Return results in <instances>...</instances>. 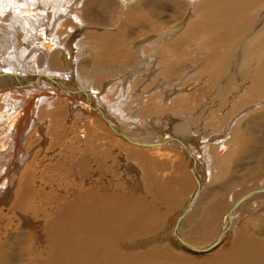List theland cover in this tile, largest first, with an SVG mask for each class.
<instances>
[{
    "label": "bare ground",
    "instance_id": "obj_1",
    "mask_svg": "<svg viewBox=\"0 0 264 264\" xmlns=\"http://www.w3.org/2000/svg\"><path fill=\"white\" fill-rule=\"evenodd\" d=\"M118 1L128 7L121 9L125 22L118 24L116 32L106 35L87 33L86 40H91L88 44L82 35L79 37L78 31L83 25H93L96 23L94 20L99 22L96 18L98 9L109 15L102 16L104 23L112 21ZM258 1L0 0V189H3L0 192V207L8 206L15 223L14 230L9 231L10 237L0 242V264H181L179 259L171 258L166 252L163 256L158 253L156 261H153L150 251L160 249L162 245L167 247L170 245L168 242L174 245L173 236L185 250L199 253L198 250L203 249L207 252L206 248L217 240L222 243L232 231L228 248L217 249L213 256L194 264H264V236L257 238L252 233L253 228H259L264 234V180L248 187L229 206L222 201V194L231 183L229 179L222 180L217 191L204 194L212 184L216 166L224 173L231 160L246 147L248 150L252 137L248 130H240L237 126L242 117L264 107V0H260L263 1L259 2L261 5ZM182 8H186L185 13L177 15L176 12ZM257 14L261 18L256 21ZM165 26H176L173 35L164 34ZM76 43L80 50L85 48L82 51L86 56L85 63L80 65ZM152 45L157 46L158 55L153 54L155 48L150 47ZM93 56L96 61L91 59ZM114 64L117 71L111 76L107 72L108 77H104L108 70L104 71V68ZM141 70L147 78L155 72L159 78H187L180 88L163 86L166 90L160 104H149L145 108L148 115H156L148 118L130 109L128 104L133 90L137 88L134 76ZM198 70L201 76L196 78L194 72ZM229 78L230 82L226 84ZM97 80L100 81L96 83ZM205 82L214 85L223 83L220 89H214L217 96L225 85H231L232 89L225 94V99L209 100V96L200 106L202 110L204 107L212 109L209 114L211 124L216 125L220 117L226 122L221 132L214 133L216 135L201 137L189 130V124L195 118L187 124L185 108L192 106L200 96L210 94L211 87ZM190 86L192 90H189ZM140 89L139 86L137 94L141 93ZM64 102L68 106L67 113L72 112L71 118L75 120L84 116L85 120L81 122V127L78 122L79 131L74 129L72 132L74 136L80 132L84 138L79 145V160L68 162L74 171V178L72 181L58 180L53 173L54 167L48 164L49 167L42 169L50 172L54 178L51 182H57V186L54 184L55 191L30 190V182L35 187L42 183L38 181V176L32 180L27 168L26 163L30 161V155L25 152L27 139L30 133L37 137L48 134L44 125L48 119L40 120L41 114L53 117V132H57L55 125L62 129L59 125L61 119L57 116L65 113ZM10 109L12 112H7ZM228 109H234V114L229 115ZM262 110V114L254 115L253 123L263 128L257 142L264 144ZM6 113L9 114L7 118L4 117ZM10 113L15 114L11 117ZM74 120H70L71 123ZM204 125H207L206 120ZM104 138L110 141H104ZM114 138L145 151L160 152L167 148L176 152H173L175 156L184 155V165L191 176L187 174L185 182L182 178V184L189 189L192 183V189L185 201H181L180 205L184 203L179 205V212L168 218V226L156 229L161 214L151 216L145 206V209L140 206L136 211L133 206L129 208L131 205L126 204L123 197L115 199L113 194L111 198L108 195L109 199L101 197V194L104 196L111 190L105 183L107 174H114V177L117 174L119 177L127 175L126 182L133 185L132 176L143 173L142 169L146 168L139 169L141 165L135 160L131 161L135 167H131L128 156L123 162L119 161L120 155L115 156L112 150L111 157L103 160L101 146L114 150L115 147L111 148ZM8 147L14 158L12 155L6 156L7 159L3 157L6 154L3 151ZM261 148L255 146L247 153L258 171L249 174L253 178L264 175V149ZM41 153L34 152L31 158L38 159ZM43 153L45 157H40L39 163L55 157L53 151ZM130 153V157L135 155L132 151ZM68 158L69 154L56 158L54 163L57 160L67 161ZM140 174L139 177H142L144 173ZM10 176L11 182H8ZM101 179L104 181L98 185ZM155 184L158 188L162 185L161 181ZM143 190L147 198L152 194L148 188ZM156 194L158 196V192ZM89 198L103 202L91 204ZM108 200L119 202L117 213L110 215L112 211H108ZM32 201L37 210L29 212ZM85 213L93 216V224L82 216ZM38 214H41L40 217L36 216ZM211 214L215 219L220 216L218 226ZM190 216L195 238L209 232H203L205 227L217 226L208 242L194 245L183 236L182 225ZM8 220L10 218L0 208V222L6 226L4 229H10L13 224L9 226ZM142 244L145 246L141 247ZM175 248L178 255L185 253L179 246ZM176 252L174 257L181 258Z\"/></svg>",
    "mask_w": 264,
    "mask_h": 264
},
{
    "label": "rangeland",
    "instance_id": "obj_2",
    "mask_svg": "<svg viewBox=\"0 0 264 264\" xmlns=\"http://www.w3.org/2000/svg\"><path fill=\"white\" fill-rule=\"evenodd\" d=\"M196 2H198V0H196ZM259 2H262L263 3V1H260V0L258 1V3ZM262 3H259V5H261ZM119 5H120V1H118V4L116 6V10L114 11V16H113L114 19L112 21H105V23L101 20L103 18L102 16L105 17V16H109V15H108V13L106 11H102L101 9H98L97 12H96V14H97L96 18L99 20V22H97V20H94V21H96V23L94 22L95 24H93V25H89V26L83 25L81 27V29L79 28L80 29L78 31L79 37H81V35H82L83 36L82 37L83 40L86 41L87 44H88V43H91V40L89 38L86 40L85 36L87 35V33L95 32V33H101L102 35H106L105 33H114V32H116L117 29H118V27H119L118 24H120L121 22H125V20H124L125 19L124 18L125 14L122 13L121 9L123 10L124 7L125 8L128 7V5H124V4H123L124 6L122 4L120 6ZM257 5L258 4H256V6ZM185 9L186 8H182L181 10H178L176 12V14L178 15L181 12L182 13H185ZM50 11H52V9ZM253 13H255V11ZM50 15L51 14L49 13V17H50ZM171 15H175V14H171ZM253 15L254 14H252V16ZM257 15L255 17V20L256 21L261 18L259 16V14H257ZM115 16H117V17H115ZM198 16H199V14H198ZM101 23L102 24L104 23V25H101ZM176 26H165V28H164V32L165 33L164 34H171V35H173V31L175 30ZM44 28H45V26H44ZM181 28H182L183 31L185 30L184 29V26L181 27ZM110 29H112V30H110ZM183 31H181L180 36H181V34H182ZM67 33L68 32H66V34ZM63 37H64V34H63L62 38ZM76 41H74V42H76ZM163 42H161V46H162V43ZM132 46H133V43H131L130 47H132ZM150 47L155 48V52H153V54H157L158 55V52H156V47L157 46L156 45H152ZM76 48H77V56H78V60H79V65H80L81 62H84L85 57H86L82 53V51H84L85 48H82L80 50L79 47L77 46V43H76ZM93 50H94V48H93ZM91 59H94V61H96V58H94V56L91 57ZM133 59H134V57H133ZM202 65H205V63H203ZM95 66H96V64H95ZM109 66H111V67H109ZM55 67L57 68L59 66L55 65ZM157 67L158 66H156L155 71H156ZM114 69H116V70H114ZM151 69H152V65L150 67V71H151ZM105 70H107V71H106V74L105 73L103 74V76L104 77H108V76H106L108 74L111 76V74L113 72H116L117 71V65H115V64L114 65H107L104 68V71ZM220 71H221V68H220ZM107 72H108V74H107ZM142 72L143 71L141 70V71L138 72L139 75L136 74L134 76V77H136L134 79L135 80L134 85L137 86V88L135 90H133V94L131 96V101L128 104H129V108L130 109H135V110L138 111V113L140 112V115L146 116V117H143V118H148L149 116L155 115V114L148 115V113L146 111L148 109H145V108L146 107H149V104H152L151 106H153V105H159L160 104V102L162 101V99L164 97V92L166 90L165 87H173V88L174 87H176V88L179 87L180 88L184 83L187 82L186 81L187 78H185L183 76H176L174 79L171 78V77H168V76H163L162 78H159L156 75L157 72H155L154 74L150 75L149 78H147L145 75H142L141 74ZM194 74L196 75V78L199 77V76H201L199 74V70L196 71V72H194ZM138 76H140V77H138ZM100 80H97L96 83H98V81H100ZM229 82H230V78L226 81V84H228ZM205 83H206L207 86H210L211 87V91L209 92L210 94L209 95H206L204 97L203 96H200L199 98H197L192 103V106H188L187 108H185V112H186L187 117H188V120H187L188 123L187 124H189L195 118L193 120L192 124L191 125L189 124V130H191V132H193V134L194 133H197L201 137H206V135L207 136L208 135H216L217 133H219V132H221L223 130L224 125H225L226 122L225 121H222V118L220 117L217 120V124L216 125L211 124L210 123V115L209 114L212 113V109H207V108L204 107V109L202 110V108H200V106L205 104V101L204 100L206 99V97H209V96H210L209 100H211L213 98H215V99H218V98L219 99H225V94L226 93H230L229 90L232 89L231 85H225L223 87V90H222L221 94H219L217 96L216 95V92L214 93V89L215 88L220 89V85L223 84V83L222 82H218L215 85L212 82L211 83L205 82ZM165 84H166V86L163 87ZM45 86H47V85H45ZM139 86L141 87V89H140V92L141 93L137 94V91L139 89ZM192 89H193V87L190 86L189 90H192ZM142 90H145V92L142 93ZM49 103H50V105L51 104L53 105V102H49ZM64 105H65V107H64ZM44 106H46V105H44ZM66 107L68 108L67 104L64 102V104H63V108L64 109L63 110H64L65 113H62L60 115L61 117L57 116L58 119L59 118L61 119L59 125H60V127L62 129H60L59 126L55 125L57 132L56 133H55V131L53 132V130H52V126L54 124V123H52L53 122L52 121L53 120V117H50V115H48V114H44V116L41 114V116H43L44 119L40 116V120L42 119L44 121V120L48 119V121H46V124L44 123V125L46 126V129H45L46 134L47 133L48 134L46 135V137H43L40 134L37 137V135L34 136L33 133L32 134L30 133V135H29L30 137L28 138L29 140L27 139V144H26L27 148H26V146L24 147V148H26V151L25 152L28 155H30L29 156L30 157L29 158L30 161L28 160L29 162L26 163L27 164V168L29 167L28 170L30 171V174L32 176V180H33V178L37 179V176H38V181L40 180L41 183H42L41 185H39V187H35L30 182V184H29L30 187L28 188L30 190H32V188L33 189L39 188L43 192L55 191V188L57 186L56 185L57 182L56 181L51 182L52 180H54V178L50 175V172H48L46 170L43 171V169H46L47 166L49 167L50 164L54 167L53 168V173H54V176L58 180H61L63 178L66 181H72V179L74 178V171L69 166V163L68 162H72L74 160H77V161L79 160V155H78V153L80 151L79 150V145H81L80 142L83 141L84 138H83V136H82V134L80 132H77L78 133L77 134L78 137L77 136H74L75 134L72 133V132L74 131V129L76 131H79L81 129L80 127H81L82 123L85 120L83 118L84 116H82L81 118H78L77 117V119H75V120L73 118H71V115H72L71 113L72 112L70 111V113H67L68 111H66V109H67ZM262 109H264V107H261V108L256 109L255 112L253 111V112L247 114V116L245 115L244 117H242L243 119H241V121L237 125L240 130H244V131H247L248 130L249 133H250V136L252 138L249 140L248 150H247V147H246L245 150L242 153H239L233 160L230 161L229 167L228 168H225L224 173H226V174L231 173L232 175L230 177H229V175H225L216 166L215 170H213V179L211 180L212 184L207 187V189L205 190L204 194L207 191H208V193L211 192V191H213V190L217 191V188H218L220 182L222 180H227L228 181V179H229L231 183L227 187V191L222 194L223 204H227L229 206L235 200V198L239 197L242 193H244L248 187H250L253 184H259L260 182H262L264 180V178H262L264 175L259 176V177H254V178H253V176H249V174L251 172H258V171L256 170V168H254L255 167V162H253V159L252 158H249L248 155H247V153H248L249 150L255 149V146L257 148H259V147L262 146L261 149H264V144H261L260 142L259 143L257 142L258 138L260 136H262L261 134H263V130L261 131V129H263V128L261 127V129H260L259 128V125L257 126V124H255L256 125L255 126L254 123H253V119L255 118L256 114L257 113H258L257 115L262 114V113H260V112H263ZM163 111L164 110L162 109V112ZM7 112H12V109H10ZM234 112H235L234 109H232V111L230 109H228V114L229 115H233ZM11 114H12V116H14L15 113H10V116H11ZM8 115L9 114L6 113V114H4V117L7 118ZM241 115L242 114L239 115V118L241 117ZM69 116H70V118H69ZM252 116H253V118H252ZM70 120H74V122L71 123ZM205 120L207 121V125H204V121ZM78 122H80L79 123L80 124V127H79ZM248 123H250V124H248ZM186 126H188V125H186ZM78 128H79V130H78ZM96 128H97V126H96ZM233 128H234V126H233ZM233 128H232V130H233ZM191 132H190V136H191ZM214 133H216V134H214ZM88 134H90V133H88ZM39 136L40 137H43V138H40ZM35 137H37V138H35ZM46 138H47V140H46ZM89 138L91 139V137H89ZM31 139H33V140H31ZM115 139L117 140V138H114L113 141L111 139V141H112L111 148H114L115 147L114 150L113 149H110V148H105L104 145L101 146V152H102V158H103V160L105 158H110L111 157V150H112L114 152V155L115 156L116 155H120L118 157L119 161L123 162L124 159L127 158V156H128L129 157L128 159L130 160V162L128 160L129 164H131V161H134L135 160L134 162H136V163L138 162L137 164H140L141 165L139 167V169L141 167L142 168L143 167L144 168L146 167L145 168L146 170L144 169V171H143V169H142V172L144 174L141 173V172L138 173V174L141 173L140 175L143 174L144 176L142 175V177H139L138 174H136L137 176H135V175L132 176V179L131 180H134V181L132 182L130 180V182H132V184L134 183L133 185H131L130 183H127L126 182V176L127 175H125V176L120 175V177H121L120 178L119 175L117 174V175H115V177H116L115 178L114 177V174L109 175V174L106 173L108 175L107 176V179H109V182H107V179H106V182L105 183L108 186H110L111 188L110 187L109 188L111 190H113V191L111 193V190H109V191H107L108 193L104 194V196H102V194H101V197H107V199L111 198V196H113V195L115 196V199L118 198V196H120L121 198L123 197L124 202L126 204H128V205L129 204L131 205V206H129V208H132V206H133L132 209H134L136 211H137V209L140 206H142L143 208L145 206V208H147V210H148V214L149 215L154 216V215H157V214H161V215H159V216H161V219L159 220V224H157L155 226L156 229H160V228H164V227L168 226L169 225L168 218L172 217L173 215L175 216L176 213L179 212L178 209H179V205H180L181 201L184 200L189 195V193H190L189 191H191V189H192V183L190 184V188L189 189H187L186 186L185 185L183 186V184H182V182H183L182 181V178H185V180H184V182H185L186 181L187 174L188 175L190 174V173H188L189 172L188 167L186 166V164L184 165V162H185L184 161L185 160L184 155L180 153L179 155L175 156L176 152H174L173 150L171 151V150H169L167 148H166V150L164 149L163 151H160V152L159 151L158 152H152V151L150 152V150H146L145 151L144 148H140V147H137V146L127 145V142H123L122 143L120 140L115 141ZM103 140L104 141H110L109 138H106V139L104 138ZM45 141H46V144H45ZM117 142H119V144ZM36 143H38V144H36ZM125 143H126V145H125ZM121 144H123L124 145L123 147H125L124 152L122 150L124 148L122 147ZM231 145H232V143H231ZM59 147H60V149H59ZM64 147H66V149L69 151L68 153L65 151L66 149H63ZM31 150H32V152H30ZM46 150L51 151V152L53 151L52 155L55 156V157L50 158L49 161H44L43 160V162L39 163L40 157L41 158H43V156L45 157V153H43V151H46ZM40 151L42 153L38 156V159L31 158V157H34L32 155L34 152H35V154H37ZM131 151H132L133 154H135L133 157H130L128 155V153L131 154L130 153ZM168 151H169V153L167 154ZM3 152H6V154L3 156L6 159H7V157H9L8 155H12V157L14 158L13 153L10 150L9 147L7 148V150H4ZM25 152H23V154ZM125 152H128L127 155L125 154ZM29 153H31V154H29ZM159 153L162 154V155H160ZM62 154H64V155H62ZM68 154H69V158H68L67 161H58L57 160V162L54 163L55 160H56V158H59V159L60 158H64V156H68ZM153 154H155V155H153ZM165 154H167L166 157H165ZM144 156H145V159L146 160L145 159H142V158H144ZM136 159H137V161H136ZM134 162H132V164H134ZM141 162H143V163H141ZM30 163H32V166L30 165ZM37 163H38V165H36ZM147 163H149V164H147ZM28 164H29V166H28ZM132 164H131V167H135ZM101 169H102V166H101ZM31 171H32V173H31ZM133 171L135 172L134 169H133ZM102 173L105 174L104 171H103V169H102ZM145 174H146V177H145ZM117 176L119 177L118 179H117ZM190 176L191 175H189V177ZM138 177H139V179H138ZM144 177H145V179H147L146 183H145V180L143 179ZM77 179H79V178H77ZM116 179H117V181H116ZM103 181H104V179H101V181H99L98 185H101V183ZM156 181H158V183H160V181H161L162 185H161L160 188H158V186L155 184ZM8 182H11V176L8 178ZM54 184L56 186H54ZM146 186H147V188L152 193V194H149V197L148 198L146 196L145 191L144 190L142 191V189H146V191H147ZM117 187L119 188L118 190H117ZM2 190L3 189L1 188L0 189V192H2ZM114 192H116V193H114ZM157 192H158V196L156 194ZM159 192L162 193V194H160V196H159ZM163 193H165V195ZM111 194H113V195H111ZM108 195H109V198H108ZM258 197H260V196H258ZM90 200H91V202H90ZM258 200H260V199H258ZM88 201L91 204H95L97 202H103L101 200H96L94 198H89ZM108 201H110V200H108ZM184 201H183V203H184ZM112 202L113 201L111 200L108 203V205H110L112 207H110V206L107 207L106 206L108 209L110 208L108 211H110V212L112 211L110 213V215H113V214H115V213L118 212V203L119 202H117L116 200L113 203ZM139 203L141 205H139ZM9 206H11V204ZM33 206L35 207L34 201L31 202V206L29 208L31 211H29V212H32L33 210L34 211L37 210V208L36 207L33 208ZM7 207H8L7 205H1V207H0L1 208V212L4 215H6L8 218H10V221L8 220L9 221V226H10L11 223H13V224L11 225V228L10 229H4L6 226H4V224L2 222H0V224H1V226H0V242H4L5 241L4 239H6L7 237H10L11 232H9V231H13L14 230L13 227H14V224L15 223L12 222V220H14L13 219L14 217H13L12 214H10L11 213L9 211L10 209H8ZM102 207H104V206L102 205ZM113 207H114V210H113ZM19 208L25 210V208H22L20 206H19ZM157 209L160 211V213H159V211ZM7 210H8V212H6ZM208 214H209V212H208ZM223 214H222V216H223ZM40 215L41 214H38L36 216L37 217H40ZM82 216L85 217V218H87L88 219V222H91L93 224V220H92L93 216H91V215H89L87 213H85ZM210 216H211V218H214L212 216V214ZM215 217H216V214H215ZM214 220L217 221V226H218V223H219V220H220V216H219V219H215L214 218ZM191 225L192 224H191V216H190L183 223V225H182V232L181 233H183V236H185L186 238L188 237L187 240L190 243L194 244V245H199V244L208 242L211 239V237L215 234L216 229H217V226L215 228V225H212V226H209V227H205L203 229V232H206V231H209L210 232L211 229H213V230L210 233L209 232H206V235L204 234V236L201 235L199 238H195V237H193L194 234H193V230H192ZM149 227L150 226H148L147 228L149 229ZM148 229L145 230L146 233H147ZM16 230H21V229H16ZM152 231L153 230L151 229L149 232L151 233ZM15 232H17V231H15ZM232 233H233V231L228 235L227 239L226 240L224 239L222 241V243H220L217 247H215V249L213 248L212 251L209 250V251L204 252V253H196V252H191L189 250L183 249L177 243L176 239L172 236V238H173L172 240H173L174 245H172L170 242H168V244H170V245L167 246V247L162 245L160 249L159 248L158 249H153L154 252H153V250H152V252L150 251V257L153 259V261H156V258L158 256V253L160 255H162V256H163V254L166 255V253H168V254H170V257L171 258L179 259V263H181V264H194V263H199L203 259H205V258L207 259L210 256H213V254L216 252L217 249L218 250L219 249L223 250V249H226V247L228 248V246L230 245V243L232 241V237H233L232 236ZM252 233L254 235H256L255 237H257V238L260 237V236H264V234L261 233V230L259 228H256L255 230L253 228L252 229ZM144 244H142L141 247H144L145 246ZM176 245H177V247L179 246L181 248V250L185 251V253H181L182 255H178V253L176 252V248H175ZM174 251L176 252V254L178 256H181V258L174 257L175 256V255H173L175 253ZM152 253H154V254H152ZM182 256H184V257H182ZM185 256L187 257V259H185ZM182 258H184V260ZM161 264H164V262H162Z\"/></svg>",
    "mask_w": 264,
    "mask_h": 264
},
{
    "label": "water",
    "instance_id": "obj_3",
    "mask_svg": "<svg viewBox=\"0 0 264 264\" xmlns=\"http://www.w3.org/2000/svg\"><path fill=\"white\" fill-rule=\"evenodd\" d=\"M219 243H220V241L217 240L216 242L212 243L208 248H206V250L209 251L210 249L215 248L216 246L219 245ZM198 252L201 253V252H204V250L203 249H200V250H198Z\"/></svg>",
    "mask_w": 264,
    "mask_h": 264
}]
</instances>
